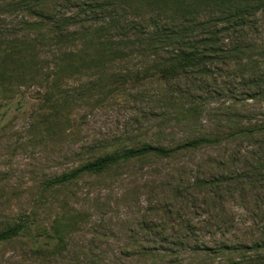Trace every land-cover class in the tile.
<instances>
[{
	"label": "rangeland",
	"instance_id": "rangeland-1",
	"mask_svg": "<svg viewBox=\"0 0 264 264\" xmlns=\"http://www.w3.org/2000/svg\"><path fill=\"white\" fill-rule=\"evenodd\" d=\"M64 2L53 0L47 7L57 4V12H73L60 8ZM115 2L110 12L121 24L126 19L148 28L153 24L150 18L162 12L146 3L136 8L133 0ZM206 17L200 12L197 20ZM0 18L21 20L26 13L13 10ZM115 24L102 32L113 47L125 38ZM239 28L220 34L219 45L232 48L238 37L253 46L250 56L246 51L220 62L213 67L214 74H180L172 85L156 75L92 74V67L52 74L45 61L50 54L42 52L49 45L39 47L35 58L16 53L8 59L13 64L3 61L13 71L0 74V231L23 216H28V228L0 243V264H149L154 254L156 264H175L169 263L175 258L180 264L226 262L229 254L200 256L186 248L176 257L172 255L176 246L163 239L184 233V211L194 223L207 217L204 211L194 212L192 204L182 207L183 200L196 193L189 185L194 177L251 170L250 155L244 156V150L264 151V136L236 137L170 160L131 161L71 184L44 186L106 152L142 143L171 147L189 138L225 135L264 123V54L258 51L264 44V9L249 16L243 30ZM46 29L38 28L49 37V44ZM30 30L24 34L33 38L38 30ZM115 48L126 55L112 59L107 71H135L145 64L142 47L128 43ZM34 60L43 61L37 74H31ZM230 187L235 193L225 195L222 202L228 218L237 224L227 236L246 241L252 236L249 206H264V187H250L246 179L232 180ZM53 227L63 236L60 244L39 235L52 233ZM205 230L195 234L207 239L214 233ZM55 244L58 248L51 254L37 251Z\"/></svg>",
	"mask_w": 264,
	"mask_h": 264
},
{
	"label": "trees",
	"instance_id": "trees-1",
	"mask_svg": "<svg viewBox=\"0 0 264 264\" xmlns=\"http://www.w3.org/2000/svg\"><path fill=\"white\" fill-rule=\"evenodd\" d=\"M63 1L65 2L60 8H73L74 11L70 14L57 12L58 5L55 3L47 7L53 0H0V14L11 13L13 10L26 13V19L21 20L7 21L0 18V74H11L13 71L12 65L8 69L7 63L3 64V61H7L12 55L19 53L35 58L39 47L49 45L48 50L42 52L50 54V60L45 61L52 74L78 73L81 68L87 70L92 67L95 68L92 74H145V77L156 75L158 79L172 85L180 74H214L213 67H218L220 62L242 56L237 54H245L246 51L250 52L247 55L250 56L252 45L246 42L243 44L237 37L232 48H223L219 45V35L233 31L235 27L243 30L249 16L264 9V0H133L135 5L137 4L136 8L146 3L162 9L155 18H150L149 21L153 24L143 28L142 23H135L132 20L124 19V23H120V18L115 16L114 12H110L116 6V0H62V3ZM200 12L205 13L207 17L198 21L197 16ZM32 17L33 19H30ZM114 24L120 27L121 36L125 37L118 40L115 47L128 43L131 47H142L140 54H145V64L141 69L107 71L111 70L109 64L111 65L112 59H120L126 55L123 49L113 47V41L102 34L105 27ZM43 27L47 28L45 32L50 34L49 44L47 42L49 37L43 30H38ZM25 30H38V33L30 38L24 34ZM245 33L241 32V36ZM258 51L264 54V44L258 46ZM42 62L41 60L31 62L34 65L31 74H37V71L42 69ZM257 79L256 77L255 80ZM260 136H264V123L237 128L225 135L189 138L171 147L142 143L99 155L69 172L46 181L44 189L71 184L85 175H100L131 161L150 158L170 160L181 154L206 146H215L236 137ZM244 153L246 157L250 155L251 170L196 175L189 183L196 193L184 199L182 207L192 204L194 212L204 211L207 217L194 223L187 216L188 211L183 212L185 215H182L181 226L184 233L177 238L163 239L176 246L172 250V255L177 257L186 248L190 253L200 256L212 253L229 254L226 262L217 264H264V255L261 254L262 250L264 251L262 216L264 206L259 204L249 206L253 218L249 224V230L252 232L249 240L244 241L235 235L227 236L234 224H237L228 218L227 208L222 202L225 195L235 193L230 187V181L246 179L250 187H264V151L252 147L251 150H244ZM257 184L258 186H255ZM256 215L259 217L257 221L254 220ZM27 218L28 216H23L21 221L0 231V243L23 233L28 228L25 223ZM51 229L52 233L39 235L57 239L58 244L63 242V236L59 234L58 228ZM203 229L213 230L214 233L212 232L207 239L203 238V235L201 237V234H195L197 230ZM216 231H219L218 235L215 234ZM188 233H192L191 236ZM57 246L55 244L50 249L39 247L37 251L51 254L58 248ZM156 255L158 254L151 257L152 261L149 264H156L154 262ZM234 255L241 257L233 258ZM145 256L149 254L145 253ZM169 263L180 264L177 258L170 260Z\"/></svg>",
	"mask_w": 264,
	"mask_h": 264
}]
</instances>
